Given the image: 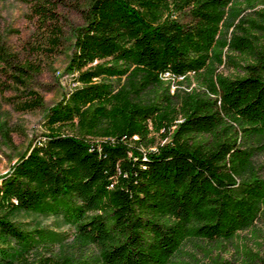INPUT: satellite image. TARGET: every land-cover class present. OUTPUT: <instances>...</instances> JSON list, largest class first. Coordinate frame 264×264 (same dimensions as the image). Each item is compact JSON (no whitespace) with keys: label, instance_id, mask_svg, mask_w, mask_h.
I'll list each match as a JSON object with an SVG mask.
<instances>
[{"label":"trees","instance_id":"1","mask_svg":"<svg viewBox=\"0 0 264 264\" xmlns=\"http://www.w3.org/2000/svg\"><path fill=\"white\" fill-rule=\"evenodd\" d=\"M29 1L39 28L58 45V2ZM259 4L264 0L89 1L67 65L81 83L48 108L44 137L0 174V264L29 250L36 232L42 236L11 218L19 210L67 216L80 238L100 248L103 264H174L192 238L213 242L206 252L209 264H235L221 252L213 254L214 248L256 230L264 215V177L251 167L256 149L264 146ZM184 7L195 22L171 16ZM247 8L258 16L243 15L235 23ZM226 45L247 57L239 73L216 71L214 62L222 61ZM0 65L19 82L34 69L16 61L1 39ZM168 71L185 77L194 72L204 89L177 101L159 76ZM124 74L129 87L117 90L107 81ZM142 88L156 94L141 99ZM32 92L30 107L43 104ZM150 125L168 136L156 148H149ZM92 134L111 137L97 140ZM236 247L238 257L255 262L247 244Z\"/></svg>","mask_w":264,"mask_h":264},{"label":"rangeland","instance_id":"2","mask_svg":"<svg viewBox=\"0 0 264 264\" xmlns=\"http://www.w3.org/2000/svg\"><path fill=\"white\" fill-rule=\"evenodd\" d=\"M58 2L59 25L61 26L59 44L55 45L44 35L39 28L37 16L32 11L29 0H0V39L7 49L14 55L16 61L29 62L34 67L25 82L16 81L11 76V69L0 65V174L7 172L13 163L27 150L31 143H36L50 130L47 123L48 108L58 102L64 95L81 83L78 72L71 71L67 65L74 50V29L84 23V13L90 0H56ZM264 6L259 4L256 9ZM256 9L247 8L241 16L256 15ZM172 17L190 24L197 20L190 7L173 11ZM234 25L230 27L227 38L233 35ZM229 51V53H227ZM246 55L239 51H230L225 46L221 62H214L217 72L233 75L240 72L241 65L246 61ZM95 60L92 64L97 63ZM164 81V88H168L174 99L180 101L194 89H204L194 72L189 76H175L160 73ZM117 90L130 86L131 79L128 74L113 75L107 78ZM153 85V84H152ZM150 86V88L152 87ZM150 88H142L139 96L141 99H152L156 92ZM153 88V87H152ZM162 89V86L160 87ZM36 91L43 98V104L30 107L29 101L33 100ZM136 96V93L134 94ZM178 120V119H177ZM150 136L156 148L158 143H164L168 136H164V128L156 130L150 125ZM64 130H69L67 126ZM93 139H108L110 135L92 134ZM137 134L134 138H138ZM143 142L141 148L146 149ZM256 144V143H255ZM251 167L260 176L264 177V146L258 147L253 156ZM248 174V173H247ZM238 179L240 177H237ZM11 218L21 222L26 229L40 230L42 236L38 238L29 250L25 251L11 264H76L86 261L90 264H103L100 248L94 243L80 238L75 224L67 216L59 213L42 212L40 210H19L10 212ZM256 230H244L235 242L223 240L221 248H214L213 254L221 252L232 258L237 264H264V215L256 220ZM236 243L242 248L247 244L251 249V258L243 260L239 256ZM213 242L208 239L192 238L187 240L178 255L174 257L175 263L181 259L194 264H209L207 251ZM236 257V258H235ZM250 258V259H251Z\"/></svg>","mask_w":264,"mask_h":264},{"label":"bare ground","instance_id":"3","mask_svg":"<svg viewBox=\"0 0 264 264\" xmlns=\"http://www.w3.org/2000/svg\"><path fill=\"white\" fill-rule=\"evenodd\" d=\"M168 74L172 75L171 73H168Z\"/></svg>","mask_w":264,"mask_h":264},{"label":"built area","instance_id":"4","mask_svg":"<svg viewBox=\"0 0 264 264\" xmlns=\"http://www.w3.org/2000/svg\"><path fill=\"white\" fill-rule=\"evenodd\" d=\"M168 73H171V72L168 71ZM171 74H172V73H171Z\"/></svg>","mask_w":264,"mask_h":264}]
</instances>
